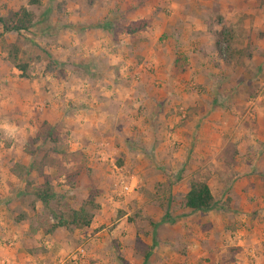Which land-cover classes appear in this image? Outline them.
<instances>
[{"label": "rangeland", "instance_id": "374dc122", "mask_svg": "<svg viewBox=\"0 0 264 264\" xmlns=\"http://www.w3.org/2000/svg\"><path fill=\"white\" fill-rule=\"evenodd\" d=\"M222 1L225 2V0ZM235 1L232 0V3H235ZM196 2L202 10H208V13L211 12V15L204 18V20H207L209 24L211 22L217 24L214 29H218V33L215 30L216 32L213 35L214 54H212V64L219 70L208 73L212 76L218 75L222 79V87L215 90L216 93H219V96L215 98L219 101V104H216L218 106L220 105V107L223 106L222 108L219 107L217 112H214L212 115L206 114L198 118L196 124L200 127L199 124H202L207 118H211L216 125L213 129L217 133V138L221 137L220 140H224L225 142L222 144L220 142L219 145H216L217 151H209L205 162L196 160L195 158L196 162H192L193 165L189 167L191 172L188 181L196 179L211 182L213 180L217 186L216 190L212 189L214 193V191L217 192L220 188H225L226 185L231 187L232 184L235 186L237 182L242 183V174L236 171L232 172L236 166L235 159L237 158L238 152L235 149V144H240L242 139H246L245 137H250L256 144L258 141H262L260 140L261 138L264 139V0H244L245 6L249 11L255 10L254 14L248 12L241 13L240 11L235 12V9H233L234 4L232 3L225 6L224 3L220 2V4H211L209 7L204 6L198 0ZM197 3H195L196 6ZM89 4V0H38L37 4H30L27 0H0V16L4 19L8 20L10 14L21 6L25 7L33 15V23L31 26L27 30L18 33H1L2 29L0 25V55L11 65L6 57L8 44L16 43L19 50L17 55L18 61L26 63V72L28 75L29 72H33L34 75H38V73L42 75L45 72L48 77H55L57 81H59V77H66V88L69 91H75V87L79 88L80 84H86V87L90 86L98 89L96 85L97 79L100 81L103 79L102 83L104 86L107 85V81H104L108 80L109 77L107 59L105 61L103 60L102 64H96L95 62L87 63L85 58H82L84 53L75 48V44L77 43L74 42L77 39V36L74 35L75 33L69 35L70 41L69 39H64L63 36L60 37L59 33L61 30L63 32L62 35L67 36L69 30L66 28H70L73 22L77 21V19L79 20L77 18L79 14L83 15L87 12L85 7H88ZM96 4L99 5L101 3ZM195 5L193 0H184L183 9H185L186 15H192L196 10ZM222 9L225 10L223 14L224 19L220 14H217V11ZM252 15L257 16L258 21H256L255 25L252 22ZM148 20H146L147 25ZM127 23L125 19H118L113 30L116 32L115 34L123 35V32H125L124 27ZM3 33L4 36H2ZM57 35L59 37L58 42L56 40ZM168 36L167 34L162 35L159 33L156 42L163 43L166 38H169ZM180 37L183 40L181 43L184 44L187 40L183 35V31ZM62 40L68 42L69 48H63L61 46L60 42ZM78 40H84L88 44L95 41L92 37H87V39L79 37ZM181 43L180 40H176L175 44L180 45ZM109 49L105 50L107 54L110 53ZM177 51V55H181L182 52L179 49ZM197 51L199 53L200 49L198 48ZM134 52L135 49L131 51L132 54ZM102 55L104 54L102 53ZM214 55L220 61L214 60ZM136 56L138 55H135L132 59L135 60ZM178 58L180 59V56ZM137 61L139 62L140 60H136V62L132 61V63L135 62L136 64L138 63ZM181 63L179 61L177 64L179 69L183 68ZM162 64L165 65L166 63L160 60L159 75L162 78H155L158 76V73L156 74L155 71L151 72L150 69H147V73L142 75L140 68L135 73H132L133 76L131 78L135 83L142 81L144 83L143 89L149 92H167L168 90H173L172 86L175 85L177 88L174 90L184 95L182 99L184 105L181 103L177 106L175 105L176 110L172 114H174V119L176 118V120L174 124L172 123L173 125L171 127L165 122V119L171 115L164 108L166 111L165 114L159 115L158 117L156 114H153L151 119L153 123H150V121L146 129L138 128L137 123H134L133 120L137 122V117L142 112L143 107L139 106L141 109L137 111V115L128 114L129 118L124 119V123L120 124L121 129L118 132L116 131L117 128H106L104 131H100L94 123L87 124V122L86 127H82V129L73 132L72 128L74 127L71 124V120L79 112L76 111V106L73 104L75 102L72 103L71 101L76 96L68 98L67 101L64 100V102L66 101V106L61 105V101L58 100L55 101L58 106L53 109H51L52 106L50 107L52 115L49 119L53 121V125L42 120L46 122V125H43L40 120L41 113L29 115L27 124L30 127L32 124L33 129L31 130L25 127V129L21 130L18 140L23 143L25 158L32 154L36 157V160L30 163L34 173H27L25 177L23 176L24 182L21 191L16 184L18 183L17 177L9 178L6 173L0 174V221L6 226L14 225L16 223L14 221L15 219L17 220V218L23 217L19 219L23 221L18 220L20 222L19 225L22 226L20 228L22 235H19V241L13 242L14 244L16 242L20 253L17 259H15L18 264L29 263L26 254H34L36 257L38 256L42 259L45 250L41 246L42 244H40V238L36 231L40 230L39 232H41L48 228L49 223L52 221L49 210L65 211L67 208L78 207L85 200L90 189L96 192L94 202L97 204V208L91 210V221L95 226L92 227V232L100 230L102 237L100 241L101 245L95 246V244L85 242L81 238V241L68 245L63 254L56 255L54 257V260H56L55 264L59 262L62 264H70L67 258L68 255L75 253V250L80 247L83 249V261L81 264H96L97 259L93 254L99 252L110 255V260L107 255L105 256L108 259V261H105V264H112L113 262L116 264H130L123 257L124 250L130 246L135 248L133 250L134 254L138 256V258L133 257L131 259L132 264H138L137 260L142 258L144 252L152 253L151 249L153 248V244L151 245L150 243H153L152 237L156 236L154 230L157 229V226L153 222L156 220V216L154 208L146 209L145 203L147 205L151 204L154 207L155 202L160 199L159 194L163 193V187L161 186L166 181L161 182L159 179H162L164 176H170L167 179L173 182L177 174L182 175L187 170L185 167L182 168V166H187L183 158L187 150V140L185 141L180 136L182 138V141H180L177 135L184 134L185 129L183 128L189 121V117L192 116L190 113L191 104H188L190 101L189 96L193 92L199 94L203 91L199 83L193 84L189 82L190 80L187 77L180 75L181 72H175L181 77L175 74L177 77H173L175 79L173 83L172 79H170L171 77L165 76L166 74L162 70ZM168 75L171 76L170 74ZM161 81L164 84L163 86ZM200 102L202 105H207V100H201ZM171 103V99L167 101L165 99L164 106L171 105ZM46 106L43 108L45 109ZM63 109H67V112H63ZM139 121L141 127L143 123L142 120ZM47 125L54 129L56 139L54 142L48 139H42L43 131ZM252 128L256 129L252 130ZM2 131H7V129L4 128ZM2 131L0 132L1 153L3 149L7 148V139H10ZM195 131L199 135L197 128H195ZM72 132L76 133V136L80 138H75L79 142L82 141L84 134H89V136L93 135L94 137L87 138V144L85 143L83 146L75 147L71 145V142L69 144L65 141L72 138ZM133 132H135L134 137H137V139L143 138L141 140L143 143L141 142L137 146L130 144L131 139L129 138V133ZM111 135L115 137L111 140L109 139V142L105 139L101 140L100 138H109ZM119 136L124 138L125 143L122 145L116 143V138ZM145 141H147V144H144ZM35 143L38 146H34ZM212 149H215V147ZM195 150H200L201 152L202 146L199 149L195 148ZM239 150H241V146ZM12 154L13 156L23 155L22 152H14L13 148L10 152V155ZM235 154L236 156L233 158ZM90 157L91 161H89ZM205 157L202 159L204 160ZM36 161L39 162L36 163ZM43 164H45L44 169L49 172L47 175L50 177L53 191L57 194L56 200L50 203V209L44 208L41 204L35 205L36 201H33L32 195L30 194L33 187L41 181L38 173L43 170ZM209 166L212 167V170H222L224 168L222 174L226 175L225 178L206 177V174L210 175ZM23 168L25 167L17 162L11 164L9 167L11 171L19 175L23 174ZM256 172L260 176V178H257L264 185L260 172L253 171L251 173L256 174ZM79 173L81 175L78 176ZM65 175H68V178ZM60 179L64 180V183L60 182ZM75 179L81 184V189L78 187V190L74 193V189H71V186H73ZM120 181L130 184L132 190L129 193L123 194L119 187L121 184ZM222 181H225L223 185L221 184ZM83 188L87 189V193L83 194ZM221 198L223 201L222 196ZM224 202L227 203L228 201L224 200ZM179 205L175 210L172 209L171 212L177 211L181 213ZM165 215L167 216V213ZM120 221L122 225L119 228H121V234L125 233L126 230L127 237L125 239L127 242H120L116 239V244H114L113 239L108 238V234L113 226ZM180 228V226H175L174 230L164 228L162 232L161 227L160 232L165 237L171 236L174 231L176 238L179 240L177 235L179 234L178 230ZM87 233L91 234L90 232ZM146 239H150L151 241L148 245L144 243ZM178 240L173 242L179 245ZM215 241L219 242L218 239H213L211 242L217 244ZM211 242L203 244L204 249L209 252L208 257L204 256L200 258L203 264H228L230 261L228 257H232V254L237 252V250H234L235 247L230 245V248L226 246L228 248V250L225 248L227 251L221 250L223 251L221 252L222 254L218 253L217 248H212L216 249L215 251L218 254L217 256H212L210 254ZM3 243L4 240L1 243L2 247H8L3 245ZM13 243L11 246L14 245ZM104 243H108L110 246L105 248L103 246ZM3 257L5 264L11 260V254H7V252H3ZM155 259L154 255H150L149 260L152 261V264H155ZM171 262L177 263L178 259H171Z\"/></svg>", "mask_w": 264, "mask_h": 264}, {"label": "crops", "instance_id": "0c3cea01", "mask_svg": "<svg viewBox=\"0 0 264 264\" xmlns=\"http://www.w3.org/2000/svg\"><path fill=\"white\" fill-rule=\"evenodd\" d=\"M95 1L89 0V6L85 7L87 12L83 15L79 14L77 16L79 20L77 19V21L73 22L70 28H66L69 30L67 36L62 35L63 32L61 30L59 33L60 37L63 36L64 39H69V41V35L75 33L74 35L77 36L76 41H74L77 42L75 48L84 53L82 58H85L87 63L95 62L96 64H102V61L107 59L109 77L108 80H104L107 81V85L104 86L102 83L103 79L102 81L97 79L96 85L98 89L90 86L86 87V84H80L79 88L75 87V91H69L66 88V77H59V81H57L55 77H48L45 72L42 75L39 73L38 75H34L33 72H29L28 78H21L18 76L19 71L0 55V132L6 128L7 131L2 132H5L7 137L10 138L7 139V148L3 149L2 153L0 152V174L6 173L9 178L17 177L18 183L16 184L20 188L19 190H22L24 182L23 176L25 173L23 172L22 175L18 173L15 174L9 167L11 164L17 162L27 169L28 174H33L34 170L32 171L30 163H33L36 157H34L33 154L27 158L24 157L23 143L18 140L21 130L25 129V127L31 130L33 129L32 124L30 127L27 123L29 115L35 113H41L40 120H45L47 123L53 125V121L49 118L52 115L51 109L58 106L55 101L60 100L61 105L63 104L66 106V101L72 96H76L71 102H75L73 104L76 106V111L79 112L77 116L71 120V124L74 127L72 128L73 132L82 129V127H86L87 124L90 123H94L100 131H104L106 128H117L116 131L118 132L121 129L120 124L124 123V119L129 118V115H137V111L141 109L139 106L143 107L142 112L140 116L137 117V122L133 120L134 123H137L138 128L146 129L153 114H156L157 117L165 114L166 111L164 108L170 113L169 115H171L165 119L166 124H169V127H171L176 120L172 113L176 110L177 105L180 103L184 105L182 100L184 95L174 90L177 88L175 85L172 86L173 90H168L167 92H149L143 89L144 83H142V81L135 83L131 78L133 76L132 73L138 71L139 68L141 69L142 75L147 73V69H150L151 72L155 71L156 74L158 73V76L155 78H162V76L159 75L161 60L166 63L165 65L162 64V70H164L165 76L171 77L170 79H172L173 83L175 81L173 78L176 74L175 72H181L180 75H182V77H187V79L190 80L189 82L193 84L199 83L203 91L199 94L193 92L189 96L190 101L188 104H191L190 113L192 116L189 117V121L183 128L185 129L184 134L177 135L180 141H182V138L185 141L187 140V150L183 158L184 163L188 167L182 166V168L185 167L187 170H185L182 175L177 174L173 182L168 181L167 178L170 176H164L162 179H159L161 182L166 181L161 186L163 187V193L159 194L160 199L155 202L154 207H152L151 204L147 205L145 203L146 209L154 208L156 220L153 222L157 226V229L154 230L156 236L152 237L153 243H150V239L144 240V243L147 245L149 243L151 245L153 244V248L151 249L152 253L150 254L147 252L148 257L144 263L152 264L149 257L150 255H154L156 258L155 264H179V262H181V264H203L200 258L204 256L208 257L209 255V252L204 249L203 244L206 242L210 243L213 239H218L219 242L215 241L217 244L211 242L210 254H212V256L218 255L215 251L216 249L212 248H217L218 253H221L227 251V247L230 248V245H233L235 247L234 250H237V252L232 254V257H228L230 259L228 264H264V185H262L258 179L260 176L257 172L256 174L251 173L253 171L260 172L261 178L264 181V139L261 138L260 140L262 141H258L256 144L250 137H245L246 139H242L240 144H235V149L238 152L237 158L235 159L236 166L232 172L236 171L242 174V183L237 182L235 186L232 184L231 187L226 185L227 187L220 188L217 192L214 191L213 193L212 189H217L214 181H205L215 201V205L212 208L202 211H191L180 204V199H182L189 188L188 179L191 172L189 167L193 165L192 162H196L195 158L196 160L205 162L209 151H217L216 145H219L220 142L221 144L225 142L224 140H220L221 137L217 138V133L215 129H213L216 125L211 118H207L202 124H199L200 127L196 124L198 118L206 114L212 115L214 112H217V109L220 107V105L218 106L216 104H219V101L215 98L219 96V93H216L215 90L222 87V79H220L218 75L212 76L210 74L219 70L212 64V54H214L213 35L214 32H216L215 30H217L218 33V29H214L217 24L213 22L209 24L207 20H204V18L211 15V12L208 13V10H202L196 0H193L194 5L197 3V6L195 5L196 10L191 16L186 15V11L183 9L184 0ZM199 1L204 6L209 7L211 4H220V2L224 3L225 6L232 3V0H225V2L222 0H198V2ZM96 3L101 4L97 5ZM232 4H234L233 9H235V12L255 13V10L249 11L245 6L244 0H236L235 3ZM224 13V9L217 11V14H220L223 19L225 18L223 15ZM118 19H125L127 22L137 19L149 20L147 27L135 32V34L123 32V35H118L113 31ZM252 19L253 25H255L256 21H258L257 16L252 15ZM182 31L187 40L184 44L181 43L183 40L180 37ZM159 33L162 35L167 34L169 38H166L163 43H157L156 40L158 39ZM2 36H4V33ZM79 37H83V39L92 37L95 41L88 44L84 42V40H78ZM175 39L180 40L181 44H175ZM56 40L58 42V35ZM60 43L63 48H69L68 42L62 40ZM110 47L111 49H109ZM198 48L200 49L199 53L197 51ZM108 49L110 50L109 54L105 51ZM134 49L135 52L132 54L131 51ZM178 49L182 52L181 55H177ZM112 51L116 52L112 53ZM102 53L104 55H102ZM135 55L138 56L133 60L132 57H135ZM178 56H180V59ZM136 60L140 61H137L138 63L135 64ZM214 60H218L215 55ZM132 61L135 62L132 63ZM179 61L182 62V69L177 67ZM219 64H221V62H219ZM142 65H144V67H142ZM180 75L177 76L181 77ZM163 85L164 84H162V86ZM176 85L178 84L176 83ZM165 99L166 101L171 99V105L164 106ZM64 100L66 101L64 102ZM201 100H207V105H202L200 102ZM45 105L47 106L44 109L43 107ZM200 105L202 106L200 107ZM51 106L52 108L50 109ZM222 107L223 106L220 108ZM63 112H67V109H63ZM139 120H142L143 123L141 127ZM150 123H153V120ZM195 128L199 130V135L197 134L198 132L195 131ZM255 129L256 128H252V130ZM203 131L204 133H202ZM81 132L83 133L82 130ZM134 133L135 132L129 133V138L131 139L130 144L137 146V144H141L143 138L137 139V137H134ZM114 134H116V132H114ZM91 136L93 135L89 136V134H84L82 141L79 142L75 140L77 137L76 133H73L72 138L65 141L69 144L71 142L72 146L80 147L85 143L87 144L86 140ZM114 137V135H111L109 138H100L101 140L105 139L108 141ZM78 138L79 137H77V139ZM116 143H120V145L124 144V138L122 136L117 137ZM144 144H147V141H145ZM34 146L38 145L35 143ZM200 146H202V151L200 152L201 149L196 151L195 148L199 149ZM240 146L241 150H239ZM86 147L88 148V146ZM213 147H215V149H212ZM12 148L14 152L19 151L22 152L23 155H10ZM235 156L236 154L233 158ZM204 157L205 159L203 160L202 158ZM89 159V161H91V157ZM38 162L39 161H36V163ZM44 168L45 164H43V170L41 172L49 174ZM209 168L210 175L206 174V177L225 178L226 175L222 174L224 168H222V170H212L211 166H209ZM202 171L206 172L204 170ZM79 175H81V173H79L78 176ZM60 182L64 183V180L60 179ZM223 182L225 181H222V185ZM80 185L79 181L75 179L73 186H71V189H74V193L78 190ZM79 189H81V187ZM82 190L84 192L83 194L87 193L86 188ZM80 191L78 192L80 193ZM221 196L228 202L223 203L224 200L222 201ZM38 204L40 203L36 201L35 205ZM178 205L180 206L181 213L177 211L171 212V210H175ZM166 213L167 216L165 215ZM119 220H121V218H119ZM19 221L14 223V225L8 226L0 221V264H5L3 252L11 254V260L7 261L8 263L6 264H18L15 259H17L20 253L16 242L19 241V235H22L20 229L22 226L19 225ZM115 222H117V220H115ZM121 225L122 222L120 221L109 231L108 238H112L114 244H116V239L120 242H127L125 239V237H127V232L125 230V233L121 234V228H119ZM175 226L181 227L177 235L179 240L176 238L174 231L171 236L165 237L164 234L160 232L161 227V231L163 232L164 228L174 230ZM92 227L95 226L91 221L89 226L84 229H65L59 227L46 233L44 231L39 232L40 230L36 231L40 238V244H42L41 246H43L45 251L43 252L42 259L38 256L36 257L34 254H26V256H28L27 260H29L28 264H50V261L51 264H55L56 260H54V257L63 254L68 245L81 241V238L85 242L87 241L95 244V246L99 245L102 240L100 230L92 232ZM5 239L11 240L12 243L14 241L16 242L15 244L13 243V246L5 248L1 245L2 241ZM176 240H178L179 245L174 243ZM103 246L106 248L110 245L104 243ZM225 248H227V250ZM133 250H135V248L130 246L126 248L123 253L124 259L130 264H132L131 259L133 257L138 258L137 255L135 256ZM106 255L107 254L103 252L93 254L97 259L95 263L105 264V261H108V259L105 258ZM107 257L110 260V255H107ZM171 259H178V262H171ZM137 261L138 264L143 263V254L142 258ZM58 264L62 263L59 262ZM112 264L116 263L113 262Z\"/></svg>", "mask_w": 264, "mask_h": 264}, {"label": "trees", "instance_id": "16d2710c", "mask_svg": "<svg viewBox=\"0 0 264 264\" xmlns=\"http://www.w3.org/2000/svg\"><path fill=\"white\" fill-rule=\"evenodd\" d=\"M30 4H37L38 0H27ZM33 15L25 7H19L16 11L10 14L9 19H4L0 16L1 33L2 32H14L18 33L23 30H27L33 23ZM147 26V21L144 19H137L134 21H129L125 27L124 31L127 34H133L144 29ZM18 46L16 43L8 44L7 60L11 65L19 71L18 76L21 78H28L26 72V63L18 61ZM42 124L46 125L45 121ZM42 139H48L50 141H55L54 129L51 126L46 127L42 134ZM27 174V169L23 168ZM41 181L33 187L30 191L33 201L39 202L44 208L50 209V203L56 200L57 194L53 191V187L50 181V177L45 173H38ZM68 178V175H65ZM26 183V181H25ZM27 184V183H26ZM96 192L90 189L87 193V197L77 208H67L65 211H58L54 209L49 210L51 223H49L48 228L44 231L51 232L55 228H65V229H82L89 226L92 219V211L97 208V204L94 202ZM181 205L191 211H202L212 208L215 205L213 196L210 190L203 180L191 179L189 181L188 191L184 194L181 200ZM23 218V217H19ZM15 219L17 222L19 220ZM148 253H143V264L147 260Z\"/></svg>", "mask_w": 264, "mask_h": 264}, {"label": "built area", "instance_id": "2783aa9c", "mask_svg": "<svg viewBox=\"0 0 264 264\" xmlns=\"http://www.w3.org/2000/svg\"><path fill=\"white\" fill-rule=\"evenodd\" d=\"M120 191L124 193H129L132 190V187L128 183H124L123 181H120ZM3 245L5 246H11L12 241L9 239H5ZM68 260L70 261V264H81L83 261V249L80 247L77 250H75V253L68 255Z\"/></svg>", "mask_w": 264, "mask_h": 264}]
</instances>
